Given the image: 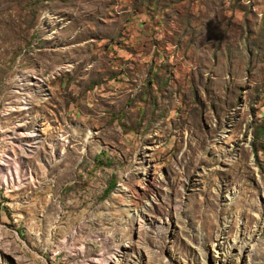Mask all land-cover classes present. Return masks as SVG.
Segmentation results:
<instances>
[{
  "label": "rangeland",
  "instance_id": "obj_1",
  "mask_svg": "<svg viewBox=\"0 0 264 264\" xmlns=\"http://www.w3.org/2000/svg\"><path fill=\"white\" fill-rule=\"evenodd\" d=\"M117 3L0 0V264H264V0H159L157 70Z\"/></svg>",
  "mask_w": 264,
  "mask_h": 264
},
{
  "label": "crops",
  "instance_id": "obj_2",
  "mask_svg": "<svg viewBox=\"0 0 264 264\" xmlns=\"http://www.w3.org/2000/svg\"><path fill=\"white\" fill-rule=\"evenodd\" d=\"M117 4H113L112 9L114 11L118 10L117 14L119 20L124 21L125 32L123 34L122 40L125 43L130 44V47L135 50L136 53L130 50H117L116 47H112V53L117 50L118 59H120V69L121 70H144V63L150 64L155 56V66L150 70H157V66H161L163 62L162 52L155 46L153 50L149 47L144 48L145 42L159 41L163 42L166 36L161 33L160 24L158 20L160 19L159 11V0H117ZM129 46V45H127ZM129 47V49H131ZM155 48V49H154ZM110 49V47L108 48ZM155 53V55H153ZM160 54V55H159ZM160 56V57H159ZM138 63H143L139 65ZM133 66L135 68H133ZM153 77H150L149 84H154Z\"/></svg>",
  "mask_w": 264,
  "mask_h": 264
},
{
  "label": "bare ground",
  "instance_id": "obj_3",
  "mask_svg": "<svg viewBox=\"0 0 264 264\" xmlns=\"http://www.w3.org/2000/svg\"><path fill=\"white\" fill-rule=\"evenodd\" d=\"M0 164H2L4 166H7L5 162H3V163L0 162ZM148 175H149V173H148ZM2 178L5 179V176L3 175ZM247 246H248V242L245 241V240L241 244L239 242H236L234 244V248L240 250V253L238 254V257H237L238 259L237 260H241L243 257H245V253L247 252ZM218 248H219L220 254L222 255V258H226L227 259V261L224 260V264H226V262H227V264H231L230 263L231 257L229 256L230 253L227 252V248L225 246L221 245V244L218 245ZM107 263H109V262H107Z\"/></svg>",
  "mask_w": 264,
  "mask_h": 264
},
{
  "label": "trees",
  "instance_id": "obj_4",
  "mask_svg": "<svg viewBox=\"0 0 264 264\" xmlns=\"http://www.w3.org/2000/svg\"><path fill=\"white\" fill-rule=\"evenodd\" d=\"M115 182H113V184H112V186L110 187V190H109V192H111L112 191V189L114 188V186H115Z\"/></svg>",
  "mask_w": 264,
  "mask_h": 264
}]
</instances>
